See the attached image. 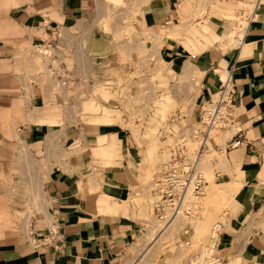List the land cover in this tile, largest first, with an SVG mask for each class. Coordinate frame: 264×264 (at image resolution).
Returning <instances> with one entry per match:
<instances>
[{"label":"crops","instance_id":"obj_1","mask_svg":"<svg viewBox=\"0 0 264 264\" xmlns=\"http://www.w3.org/2000/svg\"><path fill=\"white\" fill-rule=\"evenodd\" d=\"M134 1L139 4L134 22L137 27L170 28L175 20L182 24L177 38L166 34L162 57L178 72L188 67L198 72L194 105L182 117L187 125L199 120L201 105L215 94L222 79L230 75L233 80L234 125L241 129L244 142L227 152H218L217 146L228 143L235 131L231 127L216 137L211 135L208 153L211 149L218 153L211 167L230 195L227 208L208 210L213 217L225 215L219 240L223 258L233 256L264 264V0H255L252 8L249 3L241 5L245 0H219L213 15L210 4L216 1L209 0L205 15L210 19L206 23L209 32L203 29L205 17L189 21V13L195 11L184 9L186 0ZM105 3L106 0H0V109L11 108L21 94L24 118L18 128L26 141H42L46 132L41 122L46 119L40 116L51 115L61 103L42 81L32 82V75L41 73L43 67L34 51L35 44L44 39L47 27L58 25L66 36L75 37L77 54L80 42L87 43L91 53V44L94 52L103 53L102 38L94 36L93 26L98 20L94 16L104 11ZM192 3L197 6L199 0ZM233 13L244 14L246 24L242 36L237 34L235 42L230 43L224 35L237 26L236 19L229 17ZM192 24L197 31L191 29ZM91 53L82 56L81 61L76 57L74 60L83 71L102 80L103 67ZM82 90L87 88L77 84L70 94ZM51 120L47 117V121ZM64 121L62 125L67 126L69 122ZM122 123L120 131L128 154L122 151L107 163L91 154L90 148L94 139L113 128L108 124L81 121L65 137L57 138L66 150L54 158L56 163L45 180V197L47 218L60 224L62 240L57 248H33L32 255L16 254L0 246V264H131L128 253L144 227L142 210L132 196L149 201L147 172L153 176L155 172L141 157L143 146L138 144L131 125H126L132 131L128 134ZM119 140L111 141L113 154Z\"/></svg>","mask_w":264,"mask_h":264},{"label":"rangeland","instance_id":"obj_2","mask_svg":"<svg viewBox=\"0 0 264 264\" xmlns=\"http://www.w3.org/2000/svg\"><path fill=\"white\" fill-rule=\"evenodd\" d=\"M193 1L196 0H186L183 4L184 9L195 11L189 13L190 22L198 16L204 18L208 12L209 0H199L197 6H193ZM215 1L210 4L212 15L220 4L219 0ZM254 2L255 0H245L241 5L249 3V8H252ZM223 3L225 4L224 1ZM104 7L102 13L94 16L98 17V20H95L93 26L94 36L99 35L102 38L104 52H94L91 44L92 53L90 49H82L79 51L78 60L90 52L98 59L100 68L103 67L104 71L100 73L102 80L115 79L122 89L128 91L135 89L136 82L137 87L145 91L138 94L135 102H132L128 95H125L121 102L117 91L100 83L95 87V97L77 100L66 106L58 103L54 113L49 115L53 118L51 122L47 121L49 116H40L46 119L41 122V128L46 134L41 138L42 141L37 143L23 139L18 128V123L24 118L21 94L14 100L11 108L0 109V246L16 254L32 255L34 247L30 239V225L35 221L48 220L45 180L56 163L54 158L66 150V146L57 141V138L65 137L81 121L108 124L113 128L94 139L95 143L90 148L91 154L102 159L104 163L120 156L122 151L128 154L124 134L120 131V122L123 114L136 103L134 112L145 116V126L142 128V124H136L134 121L130 125L138 144L143 146L141 157L152 166L154 173L167 159L166 154L160 152L162 142L157 134L159 128L169 124L172 118L176 119L177 127H183L186 122L182 117L188 114L194 105V95L199 87L198 72L189 67L184 72H178L162 57L166 34L177 38L183 30L182 24L175 20L169 24L170 28L167 25L152 29L135 26L139 4L134 0H106ZM229 17L236 19L237 26L226 30L224 37L232 43L235 42L237 34L238 37L242 36L246 16L233 13ZM204 19L203 29L209 32L206 23L210 19ZM191 29L198 30L195 24H192ZM120 105L122 108L118 107ZM65 119L69 122L67 126L62 125ZM232 128L235 131V126ZM220 133L221 130H216L212 135L216 137ZM115 138L121 140L113 154L111 141ZM79 142L76 144L80 145ZM101 148L107 153H101ZM215 155L218 153L211 149V153L200 163L208 180L205 193L200 197H190L191 214L181 212L163 234L158 233L165 223L156 218L155 197L152 192L150 194L154 176L150 171L147 172L149 201L143 196H132L134 203L142 210L144 227L128 253L131 264L136 260V264H186L190 253L202 248L212 224L225 216L218 214L213 217L208 209L216 207L217 211H222L229 206L230 193L226 192L224 184H219V179L211 167ZM186 226H191L193 232L192 247L185 246L182 241V232ZM146 248H149L148 251L139 260ZM223 264L252 263L231 256L224 258Z\"/></svg>","mask_w":264,"mask_h":264},{"label":"built area","instance_id":"obj_3","mask_svg":"<svg viewBox=\"0 0 264 264\" xmlns=\"http://www.w3.org/2000/svg\"><path fill=\"white\" fill-rule=\"evenodd\" d=\"M80 46L79 50L88 49V44L85 42H80ZM34 51L39 55L43 67L41 73L32 75V82L41 83L42 81V85L56 94L65 106L77 100L95 97V87L100 83L117 91L121 102L125 95L135 102L138 94L145 91L137 87L136 82L135 89L128 91L122 89L115 79L98 80L83 71L74 60L80 53L77 54L75 37L66 36L64 29L58 25L46 28L44 39L39 44H35ZM77 84L83 85L87 90H82L75 95L70 94V90ZM118 107L122 108L121 105ZM135 109L136 103L123 114L124 130L128 134L132 131L126 125L133 121L136 124H142V128L145 126V116L134 112ZM234 124L235 90L231 76L227 75L221 80L215 94L201 105L197 122L177 127L176 119L172 118L169 124L159 128L157 134L162 142L160 152L166 154L167 159L155 172L151 187L155 197L154 213L158 220H162L167 225L181 212L191 214L189 198L202 196L208 186V180L200 163L210 150L209 139L212 132L231 128L235 126ZM243 142L242 131L235 126L234 137L225 145L217 146L216 150L227 152ZM30 226V239L35 249L40 246L58 247L63 233L57 221L54 219H48L45 222L35 221ZM224 226L223 218L216 220L210 228L205 244L202 248L190 253L186 264H223L224 258L220 253L219 240ZM182 237L185 246L192 247L191 226L183 229Z\"/></svg>","mask_w":264,"mask_h":264},{"label":"bare ground","instance_id":"obj_4","mask_svg":"<svg viewBox=\"0 0 264 264\" xmlns=\"http://www.w3.org/2000/svg\"><path fill=\"white\" fill-rule=\"evenodd\" d=\"M177 35V34H176ZM82 58V57H81ZM79 61H81V60H79ZM91 103V102H90ZM93 106V105H92ZM87 107V106H86ZM109 152V151H108ZM101 153H107L104 149L102 150V148H101ZM112 153V152H111ZM101 195V194H100ZM100 199V198H99ZM114 200V199H113ZM101 201H103L102 199H101ZM109 201H110V199H109ZM108 201V202H109ZM105 202V201H104ZM105 203H107V202H105ZM109 203H112L111 201L109 202ZM107 206H108V208L110 207V204H107ZM113 207V206H112ZM113 209V208H112ZM105 210H106V208H105ZM108 210H110V208L108 209ZM177 217V216H176ZM176 217L174 218V219H172L171 220V222L170 223H168L167 225H165L162 229H160V231H159V233L158 234H163L172 224H173V222L175 221V219H176ZM161 236V235H160ZM155 241L157 240L156 238L154 239ZM148 249L149 248H146L145 249V251L141 254V256L139 257V260L142 258V256L148 251ZM135 262H138V260H136Z\"/></svg>","mask_w":264,"mask_h":264}]
</instances>
